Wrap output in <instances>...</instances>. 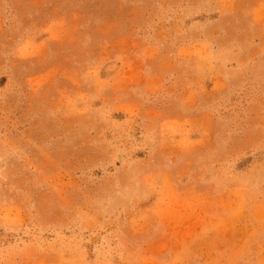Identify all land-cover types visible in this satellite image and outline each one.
<instances>
[{"label": "rangeland", "instance_id": "1", "mask_svg": "<svg viewBox=\"0 0 264 264\" xmlns=\"http://www.w3.org/2000/svg\"><path fill=\"white\" fill-rule=\"evenodd\" d=\"M0 264H264V0H0Z\"/></svg>", "mask_w": 264, "mask_h": 264}]
</instances>
